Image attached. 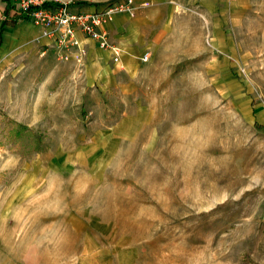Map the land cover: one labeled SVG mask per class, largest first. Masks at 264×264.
Instances as JSON below:
<instances>
[{"label":"rangeland","instance_id":"1","mask_svg":"<svg viewBox=\"0 0 264 264\" xmlns=\"http://www.w3.org/2000/svg\"><path fill=\"white\" fill-rule=\"evenodd\" d=\"M131 7L129 67L5 29L0 264H264V0Z\"/></svg>","mask_w":264,"mask_h":264},{"label":"built area","instance_id":"2","mask_svg":"<svg viewBox=\"0 0 264 264\" xmlns=\"http://www.w3.org/2000/svg\"><path fill=\"white\" fill-rule=\"evenodd\" d=\"M17 2L19 13L28 17L40 30L36 42L50 40L55 42L59 51L78 50V61L81 62L87 55L82 34L85 38L94 41L100 50L111 53L113 64L121 62V47L110 38L107 29L119 12H131L133 0L126 4H109L102 10L83 11L74 8L70 0H14ZM150 53L142 57L143 63H148Z\"/></svg>","mask_w":264,"mask_h":264},{"label":"crops","instance_id":"3","mask_svg":"<svg viewBox=\"0 0 264 264\" xmlns=\"http://www.w3.org/2000/svg\"><path fill=\"white\" fill-rule=\"evenodd\" d=\"M70 1L72 2V5L74 8L81 9V10L88 9L91 11H96V10H100V8H101V5L94 3L97 1H93V0H70ZM154 1L155 0H139V2H141L142 4L146 3V5L153 3ZM0 11H2L4 13L5 20H10V21L11 20H17L16 26L11 27L13 30L12 34L17 39L25 41L26 38L34 36L36 34V30H34L33 26L25 25L28 23L29 18L26 16H23L19 13L20 11L18 10V5H17L16 1H14V0H0ZM125 18H126L125 16H119L118 15V16H116L114 22H112L111 24H108L107 27L109 30H114L115 32L117 30V32H120L122 34H126V36H122V37L127 38L126 41H127V43L129 42L130 45L125 44L124 46L123 45L120 46L121 52H122L121 62H122V58L124 56L126 59L125 63L127 65V67H129L131 62L128 60V58L129 57L139 58L140 53L138 52V47H139V45H143L145 43V38H148L147 37V35H148V30H147L148 24L146 21H148V19H150V18H146V17L136 18L135 17L131 21L132 25L128 29H125V27L122 26ZM145 26H146V28H145ZM8 27H10V26H8ZM30 29L32 30L31 32L28 31ZM79 37L83 40L84 45H87V47L88 46L90 47V51L93 53L94 52V50H93L94 43L92 41H90L89 39L86 40L85 38H83L82 34H80ZM129 46H133V47L131 48ZM99 53L102 56V58H104V56H107V55H108V57H111V53H109L107 51H101ZM149 53H146V54H149ZM262 113L263 112L260 111L258 113V115H262ZM262 123H264V122H262Z\"/></svg>","mask_w":264,"mask_h":264},{"label":"trees","instance_id":"4","mask_svg":"<svg viewBox=\"0 0 264 264\" xmlns=\"http://www.w3.org/2000/svg\"><path fill=\"white\" fill-rule=\"evenodd\" d=\"M23 19V18H22ZM17 24V20H5L2 24V27L0 29V46L3 44V34L5 29L10 26V27H14ZM258 128L263 129L264 127L260 124H256ZM14 135L19 138L22 135H27L28 138L32 141L33 144H31V148L30 150L34 151V152H43L44 150V145H42V140H43V135L38 134L35 130H33L32 128H27L26 126L22 125V124H18L14 130Z\"/></svg>","mask_w":264,"mask_h":264}]
</instances>
